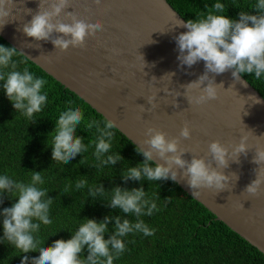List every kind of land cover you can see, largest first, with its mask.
Here are the masks:
<instances>
[{"label":"clouds","instance_id":"clouds-1","mask_svg":"<svg viewBox=\"0 0 264 264\" xmlns=\"http://www.w3.org/2000/svg\"><path fill=\"white\" fill-rule=\"evenodd\" d=\"M99 2L100 0H96V3ZM14 6L15 0H0V29L8 22L7 18L12 15ZM68 8H71L70 0H39L38 11L23 25V33L37 42H51L61 51L66 52L70 47L83 48L89 37L96 36L98 31L104 29L103 22L80 19L74 11H67ZM250 9L257 14L241 11L238 20L231 19L225 15L228 7L217 0L206 12L200 11L196 14L195 20L188 19L185 24L177 19L175 27L188 29L174 37L180 53L177 57L180 67L187 65L191 68L199 61L205 62L204 73L197 80L182 85L185 92L202 89L199 96L185 95L190 104H203L218 99L219 88L224 85L222 82L216 83L215 75L223 74L229 69H234L232 76L237 81L242 74L253 75L256 80L264 78V0H256ZM65 20L70 23L64 22ZM36 44L40 47L39 43ZM23 55L24 52L14 46L0 45V82L17 113L35 123L38 118L36 114L42 113L48 103V93L43 91L48 81L38 77L28 67L20 68L21 64L27 63V58L17 61L14 57ZM146 66L144 61V68ZM174 75L175 73H168L164 77L170 76L172 79ZM152 80L157 78L153 76ZM206 82L207 86L203 87ZM165 92H169V89H165ZM176 95L178 97L181 93L176 92ZM147 100L155 107V96H150ZM256 103L260 101L256 99ZM175 106L179 107V104L176 103ZM82 123L84 130L90 132L95 128L98 133V136L91 137L88 144L84 143L83 137L76 135V130ZM55 125L47 142L52 148V159L55 163L66 165L78 154L87 152L91 145H95L94 156L100 165L113 166L124 160L119 152L111 153L115 130L119 128L114 120L105 116L102 122L96 119L86 122L80 107H69L60 112ZM146 136L148 138L142 144L148 147L137 144L135 148L144 160L135 167L129 166L123 170L121 175L125 182L130 179H146L149 182L170 179L179 183L182 178L178 169H183V177L193 190V197H199L201 189L215 188L220 192L228 189L233 177L235 182L239 180L235 172L231 175L224 174L223 169L229 167V148L219 140L208 145L211 160L195 154H192L191 161L184 159L188 150L181 148L180 144L181 138H191V129L187 123L181 129L180 135L171 139L166 132L155 127H149ZM248 138L247 135L241 137L240 143L234 149L235 154L243 153L247 156L250 150ZM255 150L256 155L252 162L259 165L254 170L256 179L245 188L247 193L254 196L260 194L264 185V147H257ZM158 160L164 163H159ZM214 162L216 167H213ZM83 163L84 158L80 161L81 165ZM43 172L30 171V181L27 183L14 180L7 174H0V204L3 203L5 194L11 199L18 197V202L3 209L2 240L21 254L39 251L40 254L32 259L31 264H114L127 251L124 237L130 234H143L145 237L155 235L156 229L150 227L142 217H150L154 212L160 211V208L143 187L128 190L116 186L111 191H106L103 184L89 186L84 176L85 178H77V190L87 187L88 196L93 199L110 192L111 197L107 201L109 207L119 209L135 219L109 215L97 222L96 219L85 217L72 238L57 239L50 247L41 246L43 242L36 234L40 232L42 224H52L50 210L56 198L50 197L49 190L41 187L45 183ZM67 192L68 188H65L61 196ZM113 219L114 231L110 238L105 239V234L110 231L109 223ZM85 246L89 254L87 258H82L81 253ZM21 264H29L27 255L23 256Z\"/></svg>","mask_w":264,"mask_h":264},{"label":"water","instance_id":"water-1","mask_svg":"<svg viewBox=\"0 0 264 264\" xmlns=\"http://www.w3.org/2000/svg\"><path fill=\"white\" fill-rule=\"evenodd\" d=\"M70 2L67 11H74L89 22L100 20L104 25L96 36L86 40L83 48L70 47L65 52L51 42H37L23 33V25L38 11L39 0H15L12 15L0 29V36L98 114L114 120L118 130L135 146L148 147L142 141L148 138L149 127L166 132L171 139L180 135L185 123L191 129V138H181V148L188 150L184 159L191 161L195 154L211 160L208 145L215 140L227 146L230 161L223 172L239 176L236 182L233 177L228 189L218 192L215 188H204L199 197H193L183 169H178L182 179L175 183L264 255V185L259 195L245 191L256 179L254 170L259 167L252 162L255 149L264 147L262 95L242 75L239 81L235 80L234 69H229L220 75L210 74L215 75L217 84L224 85L219 88L218 99L203 104L188 102L185 95L199 96L202 89L185 92L182 85L197 80L205 71V62L199 61L191 68L180 67L174 37L188 29L175 26L177 19L185 24L187 21L168 0ZM168 73L175 75L172 79L164 77ZM153 76L157 80H152ZM206 86L207 82L203 87ZM176 92L181 95L177 97ZM150 96L156 97L155 107L147 100ZM244 135L249 137L247 156L234 153Z\"/></svg>","mask_w":264,"mask_h":264},{"label":"trees","instance_id":"trees-1","mask_svg":"<svg viewBox=\"0 0 264 264\" xmlns=\"http://www.w3.org/2000/svg\"><path fill=\"white\" fill-rule=\"evenodd\" d=\"M168 2L187 21L195 20L196 14L200 11L206 12L217 0H168ZM219 2L228 7L225 15L231 19L238 20L241 11L257 14L255 10L250 9L256 0ZM0 45L12 47L1 36ZM14 59L19 61L26 57L17 56ZM23 67H28L38 77L48 81L43 90L48 93V103L42 113L36 114L38 117L36 122L31 123L17 113L0 82V174H7L14 180L27 183L30 181V171H44L45 183L41 187L49 190L50 197L56 198L50 210L52 224H42L40 232L36 234L43 242L41 246L50 247L57 239L72 238L85 217L96 219L97 222L109 215L135 219L119 209L109 207L107 201L111 197L110 192L93 199L88 196L87 187L77 190L75 187L77 178L86 176L89 186L103 184L106 191H111L116 186L128 190L143 187L160 208V211L154 212L152 216L142 217L150 227L156 229L155 235L145 237L143 234H130L124 237L127 251L114 261V264H264V255L257 248L217 220L214 214L172 180L149 182L146 179L142 181L130 179L125 182L121 175L123 170L129 166H137L143 162L144 157L136 152V146L118 129L115 130L111 153L119 152L124 160L118 161L115 165H100L94 156L95 145H91L87 152L78 154L66 165L55 163L52 159V148L47 142L49 134L55 129V120L58 119L60 112L69 107H80L86 122L92 119L102 122L104 117L30 60L27 59L26 64L20 65L21 69ZM242 76L264 98V78L256 80L250 74ZM83 127L82 123L77 128L76 135L83 137L84 143L88 144L91 137L98 136V133L95 128L88 132ZM83 158L84 163L81 165L80 161ZM65 188H68V192L61 196ZM169 197L172 199L168 200ZM15 202H18V197L11 199L5 194L3 203L0 204V264H21L24 255L28 256L31 264L32 259L40 254L39 251L21 254L19 250H14L2 240L3 209L11 207ZM114 224L113 219L109 223L110 231L105 234V239L110 238ZM88 254L85 246L81 256L87 258Z\"/></svg>","mask_w":264,"mask_h":264}]
</instances>
